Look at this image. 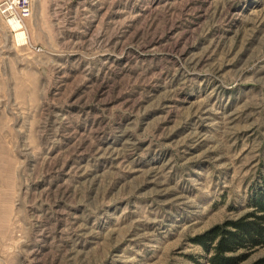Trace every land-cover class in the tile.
Segmentation results:
<instances>
[{"label": "rangeland", "instance_id": "374dc122", "mask_svg": "<svg viewBox=\"0 0 264 264\" xmlns=\"http://www.w3.org/2000/svg\"><path fill=\"white\" fill-rule=\"evenodd\" d=\"M30 1L21 43L0 16V264H207L264 178V0Z\"/></svg>", "mask_w": 264, "mask_h": 264}, {"label": "trees", "instance_id": "16d2710c", "mask_svg": "<svg viewBox=\"0 0 264 264\" xmlns=\"http://www.w3.org/2000/svg\"><path fill=\"white\" fill-rule=\"evenodd\" d=\"M248 210L215 224L193 238L207 264H240L252 249L264 245V178L250 188ZM250 264H264L261 256Z\"/></svg>", "mask_w": 264, "mask_h": 264}, {"label": "built area", "instance_id": "2783aa9c", "mask_svg": "<svg viewBox=\"0 0 264 264\" xmlns=\"http://www.w3.org/2000/svg\"><path fill=\"white\" fill-rule=\"evenodd\" d=\"M31 14L30 0H0V16L8 23L10 21L23 24Z\"/></svg>", "mask_w": 264, "mask_h": 264}, {"label": "bare ground", "instance_id": "6f19581e", "mask_svg": "<svg viewBox=\"0 0 264 264\" xmlns=\"http://www.w3.org/2000/svg\"><path fill=\"white\" fill-rule=\"evenodd\" d=\"M10 26L15 29V30H19L20 29V24L19 23H16V22H13V21H10L9 22ZM24 31H18L17 34H16V37H17V40L21 43V41L24 40ZM26 40V39H25Z\"/></svg>", "mask_w": 264, "mask_h": 264}]
</instances>
